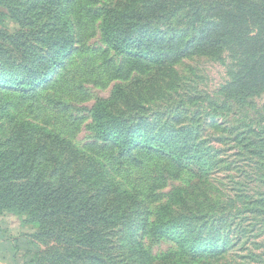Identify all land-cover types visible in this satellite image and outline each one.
<instances>
[{
    "label": "trees",
    "instance_id": "trees-1",
    "mask_svg": "<svg viewBox=\"0 0 264 264\" xmlns=\"http://www.w3.org/2000/svg\"><path fill=\"white\" fill-rule=\"evenodd\" d=\"M22 1L0 0V94L32 93L56 74L74 45L65 12L73 0ZM101 11V37L114 53L160 71L187 58L229 55L230 80L217 94L237 105L264 95V0H107ZM124 87L111 96L121 100ZM1 113L15 125L0 137V216L19 217L43 248L37 245L24 264H129L113 235L127 222L129 242L139 247L130 248L131 255L140 264H264V129L258 122L251 119L232 134L228 147L220 138H209L208 146L193 124L123 117L107 101L95 103L98 141L121 155L142 149L167 158L206 183L204 201L192 195H201L202 187H187L182 190L191 195L176 194L150 222L147 204L91 155L42 125L13 117L5 105ZM212 124L224 123L218 116ZM212 151L231 153L232 167L224 168L225 160ZM217 181L237 190L224 184L211 201ZM148 228L175 252L159 259L146 253L138 239Z\"/></svg>",
    "mask_w": 264,
    "mask_h": 264
},
{
    "label": "rangeland",
    "instance_id": "rangeland-1",
    "mask_svg": "<svg viewBox=\"0 0 264 264\" xmlns=\"http://www.w3.org/2000/svg\"><path fill=\"white\" fill-rule=\"evenodd\" d=\"M27 1L30 0L21 3ZM106 3L107 0H73L65 12L73 22L74 45L64 64L48 82L32 93L2 91L0 107L5 105L13 117L42 125L71 142L85 155H91L105 166L114 182L118 181L147 204L151 222L158 207L172 201L176 194L191 195L182 190L187 187H202L201 195H196V191L192 195L193 199L204 201L202 194L206 183L167 158L147 154L142 149L121 155L111 145L98 141L91 119L94 104L107 101L114 114L123 117H150V120H159L160 123L171 121L176 127L193 124L199 138L208 146H211L209 138H220L221 145L228 147L227 141L232 134L250 124L251 119L255 121L253 125L258 122L259 131L264 129V95L237 105L217 94L219 87L230 80L226 67L233 64V58L229 55L221 59L206 56L187 58L176 62L169 70L160 71L143 60L114 53L101 37V9ZM8 25L12 30L16 27L12 22ZM121 85L125 86L121 100H116L111 93ZM220 105L219 109H213ZM176 115H180L179 121H174ZM155 116L157 118L154 119ZM218 116L224 123L221 126L212 124V119ZM14 125V119L1 113L0 137H5ZM213 153L225 160L224 168L232 167L231 153ZM236 171L234 168L232 173ZM224 184L225 189L237 190L232 183L214 182L208 194L211 201L213 197L218 198L216 192L221 191L222 195ZM128 223L113 235L124 263L140 264L131 255L133 251L130 248L139 247H132L129 242L131 231ZM138 229L142 230V226ZM34 233L36 231L19 217L0 216V264H24L31 260L36 248H42L41 244L36 245ZM141 233L139 231L136 235ZM138 241L153 259L176 250L173 243L154 236L149 228Z\"/></svg>",
    "mask_w": 264,
    "mask_h": 264
}]
</instances>
